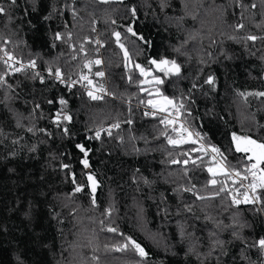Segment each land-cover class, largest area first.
I'll return each mask as SVG.
<instances>
[{"label":"trees","instance_id":"obj_1","mask_svg":"<svg viewBox=\"0 0 264 264\" xmlns=\"http://www.w3.org/2000/svg\"><path fill=\"white\" fill-rule=\"evenodd\" d=\"M0 4L7 8L0 14V47L16 61L36 63L5 75L0 60V264H264L257 244L264 238V204H234L231 191L210 183L211 155L186 157L198 145L168 144L162 133L175 134L147 111L143 77L126 66L113 35L121 33L134 64L148 67L149 59L163 57L181 66L179 76L160 75L162 92L184 100L191 113L184 119L206 137L202 143L243 169L247 154L235 151L232 133L264 142V96L249 95L264 92V39H246L264 37V0ZM97 59L102 63L85 66ZM56 69L66 80L87 75L102 99L68 90ZM210 75L214 85L205 83ZM57 112L71 121L57 125ZM108 125L111 135L95 139ZM77 145L88 150L89 168ZM185 158L196 163L171 162ZM87 173L98 181L94 198ZM76 184L84 190L76 192ZM128 237L148 256L131 246L119 251Z\"/></svg>","mask_w":264,"mask_h":264},{"label":"snow or ice","instance_id":"obj_2","mask_svg":"<svg viewBox=\"0 0 264 264\" xmlns=\"http://www.w3.org/2000/svg\"><path fill=\"white\" fill-rule=\"evenodd\" d=\"M12 4H15V0H10ZM105 3L108 2V0H104ZM255 7V5H253ZM7 11V8L0 4V14H3ZM136 9L133 8L132 12L135 14ZM243 24L237 25V28H243ZM127 32L132 33L133 36H138V33H136L133 29V27L129 26L127 28ZM113 35L116 38V43L119 44L120 48L123 49L125 60L128 62L126 66H128L131 70V68H135L139 72V76L143 77L142 80L139 81L141 88L140 90L142 92H147L148 99L146 101L147 105H149L152 109L151 114L157 115V113H161L162 118L160 120V123L165 126V128H170L171 132L175 135H170L167 131L163 132L162 135H164L167 139L168 144L176 147L180 145L185 144H192V145H198V147L191 148L190 152L183 153L184 156L189 157L192 152L202 154L203 156L211 155V161L210 163L213 166H210L207 168V171L211 173L212 179L210 180V183L212 185H216L217 183H220L222 186L220 187L219 191H231L233 194L231 196V200L234 204L240 205V204H264V142L252 139L251 136H241L237 135L236 133H232V140L234 142L235 151L239 153H244L246 155V162L243 169H238L236 166H229L227 164V157L223 155L221 150L212 145L207 144V146L202 143L206 139L205 136H203L198 131H193L191 129V126L189 125L188 121L184 119L185 116H190L191 113L187 111L185 108V103L183 99H177L175 97H169L165 95L161 87L165 83V79H163L160 75L155 74L156 71L159 73H163L164 77L169 76H179L181 71V66L177 64L175 60H169L167 58H160L159 60L155 58H151L148 60V67L142 66L138 63H133L131 61V56L128 52V49L125 47L124 43H121V33L120 32H114ZM56 38L60 39V34H56ZM140 40H144L143 36H139ZM247 40L255 41L257 39H264V37H257L255 35H250L246 37ZM99 43V41H97ZM147 43V42H146ZM0 60H3V62L8 65V68L10 70H14L15 72L23 71L25 67H36L35 61H30L27 66L21 64L19 67H16L15 64H9V61H15L16 58L9 53L7 50H4V56H0ZM100 64L102 63L101 60L97 59L95 61H89L88 64L85 66L89 69L91 68L92 64ZM154 66V68H153ZM49 75H53L52 69H48ZM7 73H5L6 75ZM96 76H104V72L98 71L95 73ZM54 76L56 79H59L62 83L64 82L63 73L60 71V69H56ZM3 77H0V80H2ZM43 77H41V80ZM128 79L131 81L132 77L129 76ZM80 80L87 81L89 85H92L93 82L87 75H82L80 77ZM80 81H73V86L76 83H79ZM205 83L208 85H214L215 79L213 76H209ZM144 85H147L148 87H144ZM88 95L92 99H102L101 96L95 95L92 91L88 92ZM241 95H244L241 93ZM249 95H257V96H264V92H257V93H249ZM49 103H52V101H49ZM59 103L61 105H65L67 101H65L63 98L59 100ZM141 103H144V101H141ZM37 107H39L37 105ZM146 115L149 113H145ZM72 117L70 115H67L63 112H57L55 115V122L57 125L61 122V120L64 121H71ZM114 127H119V124L114 125ZM65 133L68 132V128L65 127L63 129ZM108 134L111 135V131L108 130ZM100 136V132L97 131L96 138ZM77 147L81 150V152L84 155V159L82 160V164L84 168H89V161L87 159L88 150L85 149L84 145H77ZM217 157L220 159L217 160ZM196 159H202L201 155H198ZM172 163H182L183 165H187L190 162L195 164L196 160H190L188 158H185L183 160L173 159L171 161ZM63 167L68 168L69 165H64ZM217 175L224 176L226 179L223 181H218L216 179ZM236 178H239L237 180ZM73 182L75 183V174L72 175ZM231 179L233 188L228 189L225 185L227 184V181ZM250 182L245 185L243 181L249 180ZM86 183L91 188V193L94 195L96 193L97 187H98V181L95 175L92 173L86 174ZM239 183V186L236 185ZM85 184H76L75 191L81 192L84 190ZM241 189H244L241 191ZM193 189H186V191H192ZM216 195H219V192L216 193ZM200 199H204V197H199ZM93 202L95 200L93 199ZM108 231L110 232H116V228H109ZM258 246L261 249H264V238H260L257 241ZM137 252L141 257H147L148 253L145 251V249L141 246V244L137 243L136 240L132 239L131 237L127 238V242L121 244L118 248L119 251H125L129 247Z\"/></svg>","mask_w":264,"mask_h":264},{"label":"built area","instance_id":"obj_3","mask_svg":"<svg viewBox=\"0 0 264 264\" xmlns=\"http://www.w3.org/2000/svg\"><path fill=\"white\" fill-rule=\"evenodd\" d=\"M4 56V55H3ZM15 64V66L16 67H19L21 64H23V65H25V66H27L24 62H22V61H9V64ZM6 68H7V72H8V74H13V73H17V72H15L14 70H10L9 68H8V65H6ZM25 68H27V67H25ZM24 68V69H25ZM82 76V75H81ZM80 76V77H81ZM80 77L78 78V79H73V80H66V79H64V84H65V86L68 88V90H73L74 88H80V89H83V90H85V91H94L93 90V88H92V86H90L88 83H87V81H82V80H80ZM57 80H59V79H57ZM73 81H80L79 83H76L74 86H73ZM147 111L151 114V112H152V109H147ZM144 112L146 113V111H145V109H144ZM160 117H162V115L163 114H161V113H157ZM114 127H113V125H108V126H106V127H104V128H102V129H99V130H97V131H99L100 132V136L98 137V138H96V133H97V131L94 133V138L95 139H100L103 135H106V134H108V130H112ZM87 138H89V135H87ZM220 158L219 157H217V160H219ZM237 180H239V178H236ZM243 183L245 184V185H247V182H246V180L245 181H243ZM227 186L230 188V189H232L234 186H233V184H232V180L231 179H229L228 181H227ZM237 187L239 186V183L236 185ZM244 189H241V191H243Z\"/></svg>","mask_w":264,"mask_h":264},{"label":"water","instance_id":"obj_4","mask_svg":"<svg viewBox=\"0 0 264 264\" xmlns=\"http://www.w3.org/2000/svg\"><path fill=\"white\" fill-rule=\"evenodd\" d=\"M99 1H104V0H99ZM111 1L119 2L120 0H111ZM153 68H154V66H153ZM155 73H156V74H159V75H162V76L164 77L163 73H159L158 71H156ZM180 73H181V71H180ZM179 75H180V74H179ZM169 77H170V76H169ZM169 77H164V78H169Z\"/></svg>","mask_w":264,"mask_h":264},{"label":"rangeland","instance_id":"obj_5","mask_svg":"<svg viewBox=\"0 0 264 264\" xmlns=\"http://www.w3.org/2000/svg\"><path fill=\"white\" fill-rule=\"evenodd\" d=\"M4 55V48L3 47H0V56H3ZM6 73L7 72V68H6ZM149 98V97H148ZM213 166V165H212Z\"/></svg>","mask_w":264,"mask_h":264}]
</instances>
